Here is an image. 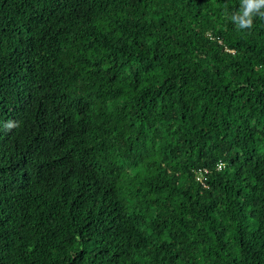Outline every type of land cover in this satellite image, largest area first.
<instances>
[{"label": "trees", "instance_id": "obj_1", "mask_svg": "<svg viewBox=\"0 0 264 264\" xmlns=\"http://www.w3.org/2000/svg\"><path fill=\"white\" fill-rule=\"evenodd\" d=\"M241 4L0 0V264H264V17L239 29Z\"/></svg>", "mask_w": 264, "mask_h": 264}, {"label": "clouds", "instance_id": "obj_2", "mask_svg": "<svg viewBox=\"0 0 264 264\" xmlns=\"http://www.w3.org/2000/svg\"><path fill=\"white\" fill-rule=\"evenodd\" d=\"M261 7H264V0H242L241 11L233 13L231 20L239 29L251 28L254 16L264 17V12L260 11ZM5 124H7L9 130L16 126L15 122L6 121ZM216 165L217 163L215 164V169H217ZM207 171V168L201 167L199 173L196 175V179L206 180Z\"/></svg>", "mask_w": 264, "mask_h": 264}, {"label": "built area", "instance_id": "obj_3", "mask_svg": "<svg viewBox=\"0 0 264 264\" xmlns=\"http://www.w3.org/2000/svg\"><path fill=\"white\" fill-rule=\"evenodd\" d=\"M223 167V164L222 162H217V165H216V168L219 169V168H222ZM201 181H203V179H201Z\"/></svg>", "mask_w": 264, "mask_h": 264}]
</instances>
